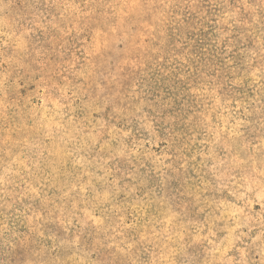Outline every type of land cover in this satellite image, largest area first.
<instances>
[{
    "label": "rangeland",
    "instance_id": "374dc122",
    "mask_svg": "<svg viewBox=\"0 0 264 264\" xmlns=\"http://www.w3.org/2000/svg\"><path fill=\"white\" fill-rule=\"evenodd\" d=\"M0 264H264V0H0Z\"/></svg>",
    "mask_w": 264,
    "mask_h": 264
}]
</instances>
